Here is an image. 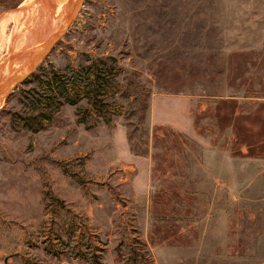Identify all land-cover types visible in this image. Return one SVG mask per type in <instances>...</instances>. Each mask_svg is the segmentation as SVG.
<instances>
[{
    "label": "rangeland",
    "instance_id": "374dc122",
    "mask_svg": "<svg viewBox=\"0 0 264 264\" xmlns=\"http://www.w3.org/2000/svg\"><path fill=\"white\" fill-rule=\"evenodd\" d=\"M70 1L0 106V264H264V0Z\"/></svg>",
    "mask_w": 264,
    "mask_h": 264
},
{
    "label": "bare ground",
    "instance_id": "6f19581e",
    "mask_svg": "<svg viewBox=\"0 0 264 264\" xmlns=\"http://www.w3.org/2000/svg\"><path fill=\"white\" fill-rule=\"evenodd\" d=\"M77 2L74 1V3L69 4V0H34L33 2L28 0L18 9L0 16V40L7 22L12 19L15 22V27L9 39L8 52L10 54L2 61L4 64L0 67V106L4 102L11 85L13 86V82H16L14 80L21 75L24 76L23 74L34 66L39 51L43 50H40V47L45 44L49 46V42L58 35L59 30L67 23L66 18L68 14L71 15L75 11ZM57 27H59L58 30ZM28 28H30V31L33 29L31 40L37 41L31 49L27 47L30 40L28 41L25 38V31ZM31 51L32 53H28ZM11 64L15 65L10 68Z\"/></svg>",
    "mask_w": 264,
    "mask_h": 264
}]
</instances>
